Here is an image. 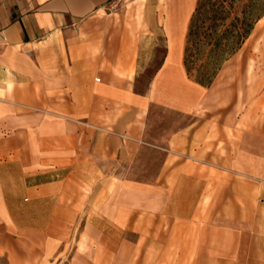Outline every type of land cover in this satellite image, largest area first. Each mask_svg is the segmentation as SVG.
<instances>
[{
    "label": "crops",
    "instance_id": "crops-1",
    "mask_svg": "<svg viewBox=\"0 0 264 264\" xmlns=\"http://www.w3.org/2000/svg\"><path fill=\"white\" fill-rule=\"evenodd\" d=\"M118 1L0 0V260L264 264V124L200 113L208 86L183 61L196 0L120 10L144 37L120 21L98 40L87 22ZM154 34L164 53L139 92L119 72L156 57ZM152 103L189 120L139 179L121 163L147 144Z\"/></svg>",
    "mask_w": 264,
    "mask_h": 264
},
{
    "label": "rangeland",
    "instance_id": "rangeland-1",
    "mask_svg": "<svg viewBox=\"0 0 264 264\" xmlns=\"http://www.w3.org/2000/svg\"><path fill=\"white\" fill-rule=\"evenodd\" d=\"M160 2V0H120L110 3L94 15L86 26L93 29L104 28V35L98 40H109L112 34L107 30L108 25L122 21L127 27L134 28L133 37L137 40L139 37H144V35H139L140 18H119L118 12L131 10L134 16H137L145 7L158 8ZM86 36L83 34V37ZM150 36L147 35V37ZM152 37L149 45L156 41L161 45L156 51V57L151 60V51L142 50L146 58L137 67L131 66L119 72L127 81L134 84L139 92L147 90L150 79L164 53L162 46L164 37L161 34H154ZM191 48L193 49L191 53L194 55L189 61L191 75L188 77L194 80L199 76L198 68L205 64L206 57L201 53L198 55L195 47ZM206 92L199 107L203 117L216 123L231 125L235 121L239 123L238 119L243 116L249 125L255 124L257 120L260 121V125L264 124V17L254 24L250 35L241 47L221 64L217 74L206 88ZM188 120L187 114L158 103L150 104L144 132L147 144L141 146L136 154L129 161L121 163V166L128 174L139 179L154 176L166 153V137ZM0 264L4 262L0 260Z\"/></svg>",
    "mask_w": 264,
    "mask_h": 264
},
{
    "label": "trees",
    "instance_id": "trees-1",
    "mask_svg": "<svg viewBox=\"0 0 264 264\" xmlns=\"http://www.w3.org/2000/svg\"><path fill=\"white\" fill-rule=\"evenodd\" d=\"M261 17L264 0H196L184 48L187 75H191L189 61L194 55L191 47H195L206 61L194 80L209 86L221 64L241 47Z\"/></svg>",
    "mask_w": 264,
    "mask_h": 264
},
{
    "label": "built area",
    "instance_id": "built-area-1",
    "mask_svg": "<svg viewBox=\"0 0 264 264\" xmlns=\"http://www.w3.org/2000/svg\"><path fill=\"white\" fill-rule=\"evenodd\" d=\"M97 80L99 79V78H96Z\"/></svg>",
    "mask_w": 264,
    "mask_h": 264
}]
</instances>
